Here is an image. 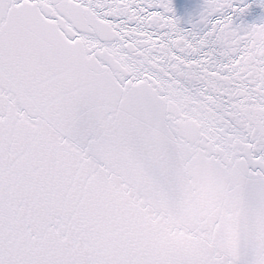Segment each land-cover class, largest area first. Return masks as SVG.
Segmentation results:
<instances>
[{
    "label": "snow or ice",
    "instance_id": "6c2138e0",
    "mask_svg": "<svg viewBox=\"0 0 264 264\" xmlns=\"http://www.w3.org/2000/svg\"><path fill=\"white\" fill-rule=\"evenodd\" d=\"M251 10L200 0L181 30L173 0H0V264H264Z\"/></svg>",
    "mask_w": 264,
    "mask_h": 264
},
{
    "label": "water",
    "instance_id": "95a60500",
    "mask_svg": "<svg viewBox=\"0 0 264 264\" xmlns=\"http://www.w3.org/2000/svg\"><path fill=\"white\" fill-rule=\"evenodd\" d=\"M186 2L192 6L190 11H186L181 7V0H173L176 9L175 18L181 30H185L190 26L187 17L195 13L200 0H186ZM245 2L252 5L251 14L246 17L247 22L258 24L264 21V9L259 7L260 0H245ZM235 104L237 110L246 115V123L264 119V100H258L246 93H241L235 98ZM159 131L157 129V132ZM191 155L193 160L196 161L194 167L190 170L195 183L193 184L192 180H189L188 183L192 185L194 193L208 196L214 183V170L207 164H200L198 153L192 152ZM176 163L178 172L187 177L189 173L185 171L183 163L180 160H177Z\"/></svg>",
    "mask_w": 264,
    "mask_h": 264
}]
</instances>
